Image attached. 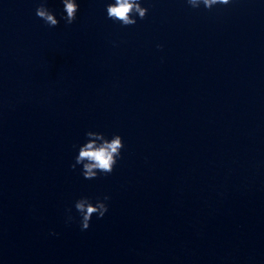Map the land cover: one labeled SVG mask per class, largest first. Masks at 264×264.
Wrapping results in <instances>:
<instances>
[{
	"label": "clouds",
	"instance_id": "clouds-1",
	"mask_svg": "<svg viewBox=\"0 0 264 264\" xmlns=\"http://www.w3.org/2000/svg\"><path fill=\"white\" fill-rule=\"evenodd\" d=\"M61 2L65 15L60 19L64 20L66 25H71L77 18L79 4L77 0H61ZM185 2L192 9H200L203 6L204 9L211 11L218 5H230L233 0H185ZM142 4L143 0H112L106 4L107 18L122 27L134 26L138 19L143 20L148 14V8ZM35 14L49 27H56L60 23L55 13L47 7V0H41ZM157 48H162V45L158 44ZM85 137V142L78 147L74 163L70 165L71 169L75 170L78 165L81 166V175L88 180L96 179L100 175H110L122 158V149L125 147L122 136L113 134L108 138L102 132L89 130L85 133ZM110 199V196L104 195L102 198L96 197L94 201L87 196L75 200L74 208L80 217L81 231L89 229L93 216L97 219L105 216L109 210L107 201ZM66 213V224L75 220L71 208L66 209ZM50 234L57 235L55 232Z\"/></svg>",
	"mask_w": 264,
	"mask_h": 264
}]
</instances>
